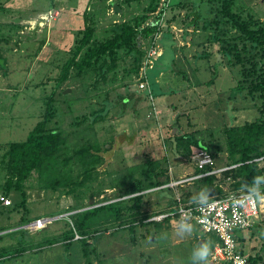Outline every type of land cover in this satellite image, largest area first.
I'll return each mask as SVG.
<instances>
[{
	"label": "rangeland",
	"instance_id": "rangeland-1",
	"mask_svg": "<svg viewBox=\"0 0 264 264\" xmlns=\"http://www.w3.org/2000/svg\"><path fill=\"white\" fill-rule=\"evenodd\" d=\"M87 1L0 0V5L4 7L0 14V55L7 61L5 69H2L0 64V185H3L6 179L2 165L7 145L27 139L41 120L45 99L53 93L58 109L57 128L69 136L71 144L86 136L97 141L103 148L113 146L103 155L105 162L99 168V180H94L85 188L77 190L76 195L65 196L61 195L60 191L46 189L38 173L34 172L24 185V206L15 208L14 203L20 198H7L11 205H6L7 208L1 205L0 208V228H9L7 232L24 228L26 225L17 227L23 219L27 222V219L46 218L51 222L41 230L28 231L29 237L33 238L36 245L42 244L39 249L27 247L20 256L11 260L2 259L0 264H86L80 247L83 243L76 241L79 236L75 235V240L68 249L64 247L65 233L73 231L76 224V220L71 216L117 202L118 191L134 178L141 176L139 169L136 170L135 167L147 161V151L150 150L153 158L160 162L161 171L170 170L175 176L176 180H172L168 187L176 191L180 184L177 181L192 180L189 177L194 173L193 165L174 152L168 140V137L173 135V129L180 130L178 133H193L208 145L210 152L216 157L215 168L226 169L224 129L255 121L258 117L262 118V102L246 94L247 92L236 91V82L240 75L238 68L229 66V60L219 53L210 33L202 29L213 17L210 15V0H185L188 2L183 3L178 10L175 9V15L183 18V15L192 13L195 7L198 8L199 15L203 17V21H200L201 28L184 35V23L182 22L180 29L175 24L172 25L170 19L172 30L177 27L174 32L177 47L174 46L164 58L155 60L153 65L149 66L153 67L148 72L152 97L148 95L146 101L136 106L137 113H133V101L128 103L130 106L124 116H120L121 108L116 105L119 96L129 97L127 90L142 94L137 87L136 78L125 75V69L130 67L129 61L120 62L118 75L110 74L108 82L101 83L97 90L92 88L94 81L77 84L71 81L61 84L56 81L60 67L73 56L76 41L82 38L79 30L82 31L85 27L82 13ZM173 1L177 3L183 0ZM146 2L140 0L131 3L129 8L125 6L121 19L128 20L132 15L141 14ZM234 2L235 11L245 16L251 15L264 24V0ZM97 3L103 9L101 13L105 15L103 0H97ZM34 7L40 10L55 9L51 12H58L50 22V30L44 28L45 24L39 25V28L37 26L42 17L50 12L40 15L35 12V16L32 11ZM159 8H162L161 5ZM109 11L115 12V8L110 7ZM101 13L99 12V15ZM102 14L100 24H97L99 38L106 37L109 25L117 17L116 14L106 17ZM171 17L172 13L169 18ZM165 23V28H168L167 22ZM225 29L227 36L237 35L229 26ZM52 37L53 39H50ZM189 38L190 41H187ZM48 39L50 41L46 47L38 50L42 42L47 43ZM156 49L162 50L160 41ZM204 54L209 56L202 58ZM216 71L217 77L214 74ZM213 78H216V81L211 84ZM107 102L113 103L109 107V118L98 124L95 132L81 135L75 131L72 126L75 117L100 110ZM184 112L190 113L189 118L181 115ZM261 166H264V163H261ZM226 188L229 189V184ZM146 193H149V201L144 210L154 216L153 218H158L156 213L167 209L168 198L160 197L158 188ZM177 197L179 198V194ZM127 219L128 216L124 215V220ZM259 220L261 224L257 234L250 229L244 231L253 236V240L247 243L256 250H260L264 243V214ZM43 223H35L26 228L38 229ZM168 223L167 225L162 222L156 227H148L150 231H146L137 223L138 227L133 231L135 241H132V234H129L126 228L131 223L125 222L122 228H119L114 215L99 214L90 223L91 230L97 228L99 236L91 240L89 259L93 264H193L192 253L197 243L207 242V237H199L194 225L190 233L178 236L175 232L178 224L173 227L172 222ZM19 239V236L0 238V249L20 248ZM50 239L56 240L57 243L47 245L46 241ZM209 240L211 241V237ZM250 246H244L247 256ZM259 254L263 260L264 253L260 250ZM210 264L214 263L210 260Z\"/></svg>",
	"mask_w": 264,
	"mask_h": 264
},
{
	"label": "trees",
	"instance_id": "trees-1",
	"mask_svg": "<svg viewBox=\"0 0 264 264\" xmlns=\"http://www.w3.org/2000/svg\"><path fill=\"white\" fill-rule=\"evenodd\" d=\"M93 1L88 0L86 2L82 13L85 27L82 31L79 30V35H82V38L77 39V45L72 51L73 56L60 67V74L56 81L61 84L69 81L75 84L94 81L92 88L97 90L101 83L108 82L110 74L118 72L120 62L129 61L130 67L125 69V75L136 78L137 87L142 94L127 90L129 97L119 96L116 105L121 108L120 116H124L130 106L128 103L133 101V113H137L136 106L146 101L148 95L150 98L152 97L148 84V72L151 68H146L145 63L149 57L148 49L152 45L155 47L156 36L160 33L162 35L171 33V22L172 25L178 26H181L183 22L186 34H189L188 30L190 28H193L194 31L200 30V21H203V17L199 15V9L195 7L192 13L181 19V16L175 15V9L178 10L177 8L183 6V3H175L172 0L170 7L163 9V14L166 12L164 21L168 25V28L165 29L158 26V22L163 19L162 14L157 15V17L154 15L159 9L161 0H146V5L141 14L132 15L133 17L124 21L123 19L119 22L113 20L107 29L106 37L99 38L97 24L100 15L92 8L89 9ZM137 1L140 2V0H114L110 6L114 7L115 12L118 13L122 10V6H129ZM210 1V15L213 17L202 29L206 33H210V38L218 46L219 53L229 60V66L238 68L240 75L236 82V91L239 93L247 92L246 94L262 102L260 107L262 118L258 117L255 121L243 125H232L224 129L227 153V162L224 167L226 170L221 174L206 175L204 177L198 176L204 175L212 169H199L193 161V156L200 150H206L215 159V164L216 157L210 152L208 145L204 144L193 133H178L180 130L175 131L173 129V135L168 137L172 150L193 165L194 173L189 178L194 179L190 182H183L184 184L180 183L181 185L179 184L176 191L174 188L168 187L172 180H176L175 176L170 173V170L169 172L167 170L161 171L160 162L153 158L150 150L147 151V161L135 167L136 170L139 169L141 176L134 178L118 191L116 199L119 200L117 202L104 204L71 216L76 220V224L73 231L69 230L65 233L64 247L68 249L73 244L75 235L79 236L76 241L83 243L80 247L83 257L86 259V264H93L89 259V249L92 245L91 240L99 236V231L97 228L91 230L90 223L99 214L109 213L114 215L119 228H122L125 222L131 223L126 228H128L129 234H132V241H135L133 231L137 229V223L146 231H150L148 227H156L162 222L169 224L168 222L173 217H167L162 221H150L154 216L149 215L144 210L149 201L147 198L149 193L147 194L146 191L158 188L160 197L168 198L167 209L156 213L157 216L176 212L180 205H196L203 202L201 199H204L205 196L209 200H213L225 197L232 192L264 191V179L255 184L253 182L254 176H264V166H261V163H264V24L251 15L245 16L235 11L234 0ZM3 8L0 5V14L4 11ZM53 10L55 9L40 10L34 7L32 9L34 13H32L37 16ZM35 12L38 14L36 15ZM168 13L169 16L172 13L171 18L167 16ZM170 19H172L171 22H169ZM37 26L40 27L39 24ZM48 26L47 24L44 28L50 30L52 24ZM226 26H229L237 35L227 36ZM50 39H53V37ZM49 41L48 39L47 43L46 41L42 42L38 50L45 48ZM172 48H166L165 53L158 59L164 58ZM208 56L209 54H204L202 58ZM6 63V58L4 59L0 55L2 69L6 68ZM214 74L216 77L218 76L217 71ZM215 81L216 78H213L210 83L214 84ZM141 82L146 84L145 89L140 88ZM126 86L129 85L126 84ZM111 105H113L112 102H107L100 110L75 117L72 123V126L76 129L75 131L81 135L95 132L96 126L104 123L109 118V107ZM181 115L189 118L190 113L184 112ZM57 116L58 109L55 93H53L45 99V110L41 120L29 133L27 139L24 142L7 145L8 148L2 165L6 172V179L5 183L0 185V194L6 199L20 198L15 201V208L25 205L24 185L34 172L38 173L46 189L60 191L61 195L65 196L76 195L77 190L85 188L94 180H99V168L105 162L103 155L105 152H109L113 146L103 148L97 141H93L92 138L86 136H83L75 144H71L69 136L57 128ZM227 184H229V189L226 188ZM177 194H179V198ZM1 205L7 208L2 200H0V208ZM124 215L128 216L127 220H124ZM35 220L37 219H27V222H24L26 219H23L17 227L31 224ZM8 230L7 227H1L0 238L19 236L18 244L21 247L15 250L9 247L1 248L0 262L2 259L11 260L20 256L26 251L27 247L39 249L40 245L42 246L41 243L36 245L33 238L29 237L30 232H28V229L22 228L14 232H7ZM196 232L199 233L200 231ZM202 233L201 231L199 234L202 235ZM241 233L238 234V238L240 242H243ZM149 235H151V232H149ZM202 236L207 237V239L204 238L207 242L210 241L209 237H211L210 242L213 253L215 244L219 242L218 238L214 234L203 233ZM28 237L31 241H28ZM46 242L47 245L57 243L56 240L51 239ZM200 244L199 241L197 246ZM260 250L264 253V243L261 245ZM260 250L253 248L254 253L247 256L241 246L238 248V251L248 259L249 264H264V259L262 260L261 254H259Z\"/></svg>",
	"mask_w": 264,
	"mask_h": 264
},
{
	"label": "built area",
	"instance_id": "built-area-1",
	"mask_svg": "<svg viewBox=\"0 0 264 264\" xmlns=\"http://www.w3.org/2000/svg\"><path fill=\"white\" fill-rule=\"evenodd\" d=\"M172 0H161V7L154 14L160 16L162 14L163 19L158 22V26L165 28L163 9H168ZM58 12H51L42 17V21L39 23L47 24L54 20L55 15ZM165 23V24H164ZM36 26V25H35ZM162 33L155 38V47L152 45L148 49L149 57L145 63V67L152 66L154 61L157 60L162 52L156 49ZM157 58V59H155ZM145 68V69H146ZM144 69V70H145ZM141 89L146 88V84L141 82ZM193 161L196 163L199 169L211 168L212 171L207 172L204 175L198 177H204L206 175H213L221 173L226 169L215 168V159L206 150H200L193 156ZM197 177V178H198ZM193 179V178H192ZM182 181L179 183L186 182ZM264 196V191H250L241 193H229L225 197L209 200L206 206H201L202 202L196 205H180L176 212L163 214L158 218H152L150 221H162L167 217H173L179 221L184 219L188 223L198 227L205 234H214L219 242L215 244L211 262L214 264H249L248 259L238 251V238L237 232L250 229L254 222L260 217L263 212L264 201L260 200V197ZM256 200L254 202L253 200ZM0 200L5 202V205H9L10 201L3 196H0ZM8 202V203H7ZM7 203V204H6ZM44 222L38 229H28L29 231H37L44 228L47 223L51 222L46 218H38L31 224L25 226L29 227L35 223Z\"/></svg>",
	"mask_w": 264,
	"mask_h": 264
},
{
	"label": "crops",
	"instance_id": "crops-1",
	"mask_svg": "<svg viewBox=\"0 0 264 264\" xmlns=\"http://www.w3.org/2000/svg\"><path fill=\"white\" fill-rule=\"evenodd\" d=\"M103 2H104V5H103V7L105 8V15L104 14H102L101 12H102V10L103 9H101L99 6H98V3H97V0H94L93 1V4H91L90 5V7H89V9L92 7V9L93 10H95L96 12H98V14H99V12L102 14V16L103 17H106V15H112V14H116L117 15V17L114 19V22H119V21H121V18H123V15H124V7L125 6H122L123 8H122V10L121 11H119L118 13H116V12H110L109 11V9H110V5H111V3L112 2H114V0H103ZM179 2V1H178ZM177 2V3H178ZM180 2H182V3H187L188 1H185V0H183V1H180ZM176 3V2H175ZM184 5V4H183ZM127 8H129L130 7V5L128 6H126ZM99 9H101L100 11H99ZM101 14H100V16H101ZM187 14H185V15H183V18H184V16H186ZM120 17V18H119ZM183 18H181V19H183ZM119 19V20H118ZM124 21V20H123ZM175 26H177L178 28H180V26H178V25H175ZM172 27V26H171ZM170 27V28H171ZM177 27H175L176 29H173L172 30V28L170 29L171 30V33H169V34H165V35H162V37L160 38V46L162 47V50H161V52H162V55L165 53V51L164 50H166V48H170V47H173L174 48V46H175V48L177 47V40H176V38H175V36H174V32L177 30ZM185 28V26H183V29H182V31H184V35H186V30L184 29ZM181 29V28H180ZM188 32H190V33H193L194 32V29L192 28H190L189 30H188ZM192 38V37H191ZM191 38H189V40H187V41H190V39ZM159 43V42H158ZM186 45H188V44H186ZM153 68V67H152ZM151 68V69H152ZM164 71V70H163ZM162 72V71H161ZM264 205V204H263ZM264 214V210H263V212H262V214L260 215V217L254 222V224H253V226L250 228V231L251 232H254L255 234H257V231L259 230V225L261 224L260 223V218H261V216ZM172 222V226L174 227L175 225H177L178 224V221L177 220H175L174 218L172 219V220H170V223ZM256 225V226H255ZM254 229H255V231H254ZM196 231H200L201 232V230L198 228V227H196ZM244 231H246V230H244ZM243 231V233H241V235H242V239H243V242H240V239L238 238V234H240V233H238V234H236L237 235V238H238V245H239V247L240 246H242L243 245V247H242V249H243V252L244 253H246L245 251H246V248L248 247L249 248V246H250V244H248L247 242H251L252 240H253V236L252 235H247L246 234V232H244ZM199 232V233H200ZM252 234V233H251ZM202 235H203V233H202ZM202 235L201 234H199V237H202ZM249 236V237H248ZM202 242V241H201ZM244 246L246 247V248H244ZM251 248L249 249L250 251H248V254H251L252 252H253V248L254 247H252V246H250ZM251 250H252V252H251ZM254 253V252H253Z\"/></svg>",
	"mask_w": 264,
	"mask_h": 264
},
{
	"label": "clouds",
	"instance_id": "clouds-1",
	"mask_svg": "<svg viewBox=\"0 0 264 264\" xmlns=\"http://www.w3.org/2000/svg\"><path fill=\"white\" fill-rule=\"evenodd\" d=\"M166 29V28H165ZM162 56V55H161ZM261 179H264V176H254L253 182L254 184ZM261 201H264V196L260 197ZM209 198L207 196L204 197V201L201 206H206L208 204ZM256 202V200H253ZM27 226V225H26ZM193 225L181 219L178 221V227L175 228V232L178 236L183 234H188L192 231ZM212 256V244L210 241L204 242L196 247V249L192 253V261L193 264H210V257Z\"/></svg>",
	"mask_w": 264,
	"mask_h": 264
},
{
	"label": "water",
	"instance_id": "water-1",
	"mask_svg": "<svg viewBox=\"0 0 264 264\" xmlns=\"http://www.w3.org/2000/svg\"><path fill=\"white\" fill-rule=\"evenodd\" d=\"M25 228V227H24Z\"/></svg>",
	"mask_w": 264,
	"mask_h": 264
}]
</instances>
